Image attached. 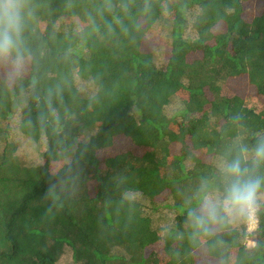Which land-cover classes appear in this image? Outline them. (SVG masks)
Returning a JSON list of instances; mask_svg holds the SVG:
<instances>
[{"label":"trees","instance_id":"1","mask_svg":"<svg viewBox=\"0 0 264 264\" xmlns=\"http://www.w3.org/2000/svg\"><path fill=\"white\" fill-rule=\"evenodd\" d=\"M21 13L0 58V264H264V0ZM236 160L260 181L254 230L226 207Z\"/></svg>","mask_w":264,"mask_h":264},{"label":"clouds","instance_id":"2","mask_svg":"<svg viewBox=\"0 0 264 264\" xmlns=\"http://www.w3.org/2000/svg\"><path fill=\"white\" fill-rule=\"evenodd\" d=\"M22 0H0V58L10 57L16 47V37L21 29ZM255 156L264 160V141L257 144ZM227 172L232 176V182L226 192V207L229 211L241 214L253 210L257 191L260 187L258 179H244L240 161L227 165ZM209 217L215 218L216 206L209 203L204 209Z\"/></svg>","mask_w":264,"mask_h":264},{"label":"rangeland","instance_id":"3","mask_svg":"<svg viewBox=\"0 0 264 264\" xmlns=\"http://www.w3.org/2000/svg\"><path fill=\"white\" fill-rule=\"evenodd\" d=\"M189 33H194V32H192L190 29H189ZM192 37H195V33L192 35ZM164 54H165V52H164V48H161L160 50H159V53H158V60H159V63H163V60H164ZM80 86L81 87H83V89L84 90H86L87 92H89L91 89H90V87H88V85H87V83L85 82H81V84H80ZM247 104L249 105V106H251L252 108H254V109H256L257 111H260L261 110V108H262V105H261V103L260 102H258V100H256L255 98H248L247 99ZM173 110H174V108L172 109V110H170V113L172 114L173 113ZM26 147H24L22 150L23 151H21V156H23L22 158H23V160H26V159H31V160H35L36 159V161L39 159V157H38V155L37 154H34V153H32V151H31V149H26ZM25 151V152H24ZM230 212H232V211H229V213ZM231 216H232V221L233 222H235L237 219H235V221H234V215H233V213L231 214ZM169 218V217H168ZM247 225L249 226V228L251 229V230H254L255 228L253 227V223L251 222V220L249 219V221H248V223H247ZM70 256V255H69ZM66 257V256H65ZM62 264H73V263H71V262H69L68 260H67V258H65V261H63V263Z\"/></svg>","mask_w":264,"mask_h":264},{"label":"built area","instance_id":"4","mask_svg":"<svg viewBox=\"0 0 264 264\" xmlns=\"http://www.w3.org/2000/svg\"><path fill=\"white\" fill-rule=\"evenodd\" d=\"M250 220L254 224L253 227L256 228L257 227V224H258V221L256 219V216H255V212L254 211H251L250 212Z\"/></svg>","mask_w":264,"mask_h":264}]
</instances>
